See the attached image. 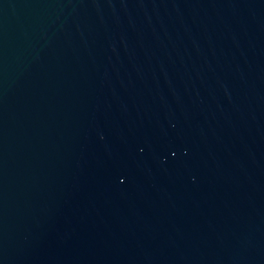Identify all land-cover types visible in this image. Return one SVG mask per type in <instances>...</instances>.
I'll return each mask as SVG.
<instances>
[{"label":"water","instance_id":"water-1","mask_svg":"<svg viewBox=\"0 0 264 264\" xmlns=\"http://www.w3.org/2000/svg\"><path fill=\"white\" fill-rule=\"evenodd\" d=\"M0 264H264V0H0Z\"/></svg>","mask_w":264,"mask_h":264}]
</instances>
